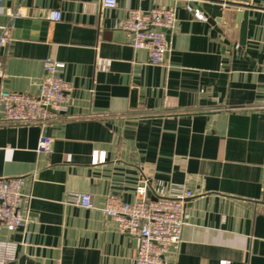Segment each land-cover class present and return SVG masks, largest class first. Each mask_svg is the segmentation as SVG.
Here are the masks:
<instances>
[{
  "label": "crops",
  "instance_id": "1",
  "mask_svg": "<svg viewBox=\"0 0 264 264\" xmlns=\"http://www.w3.org/2000/svg\"><path fill=\"white\" fill-rule=\"evenodd\" d=\"M159 6L175 7L176 28L152 65L117 25ZM7 27L0 92L38 95L47 60L65 65L71 92L46 128L49 153L39 126H0V179L23 178L29 197L27 224L0 232L16 244L4 264H133L138 239L102 209L109 196L137 202L142 177L149 199L191 195L172 263L264 264V0H0V39Z\"/></svg>",
  "mask_w": 264,
  "mask_h": 264
},
{
  "label": "built area",
  "instance_id": "2",
  "mask_svg": "<svg viewBox=\"0 0 264 264\" xmlns=\"http://www.w3.org/2000/svg\"><path fill=\"white\" fill-rule=\"evenodd\" d=\"M117 0H102L103 8H115ZM187 9L200 21L205 16L191 7ZM14 17V16H13ZM50 18L60 21L61 14L52 12ZM117 28L127 33L136 50L145 49L152 65H165L170 49V36L176 28L175 7H154L149 11L132 10L128 17L118 23ZM0 47L4 46L10 29L3 28ZM3 61L0 59V77L3 76ZM64 64L47 60L46 79L39 85L38 95L0 92L1 127L39 126L42 134L38 144L40 153L51 151L52 140L46 136V128L57 121L66 109L71 86L63 79ZM105 161L104 153L96 152L94 164ZM24 179H0V232H14L27 224L24 205L29 197L23 193ZM139 200L133 204L124 203L115 196H109L103 214L117 224L122 233L138 239L139 249L133 264H174L171 252L182 240L183 228L187 223L186 201L190 193L175 188L167 197L149 199L150 184L142 177L138 187ZM75 204L85 209H95L90 194H75ZM16 244L0 238V264L11 259ZM226 264V263H224Z\"/></svg>",
  "mask_w": 264,
  "mask_h": 264
},
{
  "label": "water",
  "instance_id": "3",
  "mask_svg": "<svg viewBox=\"0 0 264 264\" xmlns=\"http://www.w3.org/2000/svg\"><path fill=\"white\" fill-rule=\"evenodd\" d=\"M247 19H248V11H245L243 13L238 14V20L241 21V28H240V43L244 44L246 40V34H247ZM23 22L21 19L16 18L15 20V27L21 26ZM25 25H29V23H25ZM148 197L151 198V193L148 194Z\"/></svg>",
  "mask_w": 264,
  "mask_h": 264
}]
</instances>
